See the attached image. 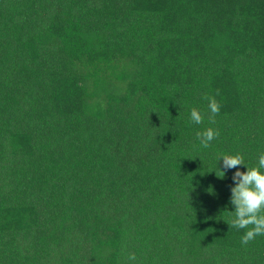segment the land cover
I'll use <instances>...</instances> for the list:
<instances>
[{
  "label": "trees",
  "instance_id": "obj_1",
  "mask_svg": "<svg viewBox=\"0 0 264 264\" xmlns=\"http://www.w3.org/2000/svg\"><path fill=\"white\" fill-rule=\"evenodd\" d=\"M262 152L264 0H0V264H264L216 175Z\"/></svg>",
  "mask_w": 264,
  "mask_h": 264
},
{
  "label": "clouds",
  "instance_id": "obj_2",
  "mask_svg": "<svg viewBox=\"0 0 264 264\" xmlns=\"http://www.w3.org/2000/svg\"><path fill=\"white\" fill-rule=\"evenodd\" d=\"M216 95H219L217 90ZM204 99L208 101L210 110L209 120L215 121V116L219 114L221 105L215 96L205 94ZM201 112L193 107L190 110V121L196 124L203 122ZM200 141L201 148L207 149L211 142L219 137V131L213 128H207L203 132L196 133ZM223 158V170L216 171V175L221 179L225 176V170L235 168L233 174L234 186L231 187L230 203L235 206L234 211H229L231 218L225 220L230 228L247 229L241 237V243L247 245L257 236L264 235V152L258 156V166L249 167L242 154H218L216 159ZM246 164L247 171H240V165ZM129 262L135 261L134 253L127 255Z\"/></svg>",
  "mask_w": 264,
  "mask_h": 264
}]
</instances>
